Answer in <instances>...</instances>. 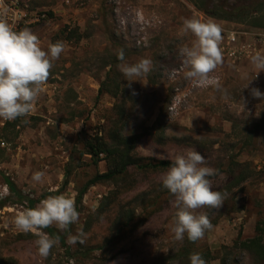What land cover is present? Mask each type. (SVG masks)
<instances>
[{"label": "rangeland", "instance_id": "374dc122", "mask_svg": "<svg viewBox=\"0 0 264 264\" xmlns=\"http://www.w3.org/2000/svg\"><path fill=\"white\" fill-rule=\"evenodd\" d=\"M20 1L28 11L46 14L44 21L22 28H30L45 50L63 41L65 51L54 62L29 123L0 119V200L10 198L0 209V264H179L176 256L185 246L208 256L207 264H264L240 245L264 222V100L250 94L256 77L264 93V71L256 74L250 60L223 59L214 71L221 88H194L184 78L179 55L194 39L181 34L182 18L195 16L242 32L264 30L213 19L197 8V0H120L117 13L103 5L72 13L57 0ZM202 1L215 5L222 0ZM138 12L141 21L135 19ZM121 49L128 64L141 58L153 62L150 73L131 87L118 69ZM109 70L107 84L119 88L116 99L98 93ZM117 105L124 110L120 121ZM113 128L123 137L139 136L132 154L142 164L170 161L169 156L194 148L218 170L210 179L214 190L227 196L219 209L198 210L213 225L202 240H175L174 198L160 180L167 170L132 168L123 182L90 187L77 202L85 183L106 170L104 155H85V146L96 138L112 145L107 132ZM37 171L45 172L41 182L32 180ZM1 175L29 198L57 192L75 201L78 222L67 231L52 225L66 234L64 246L58 243L47 258L39 256L37 237L13 224L25 208L9 194ZM124 212L131 221L117 224ZM79 228L87 234L86 243L70 245L69 234Z\"/></svg>", "mask_w": 264, "mask_h": 264}, {"label": "clouds", "instance_id": "9594fccd", "mask_svg": "<svg viewBox=\"0 0 264 264\" xmlns=\"http://www.w3.org/2000/svg\"><path fill=\"white\" fill-rule=\"evenodd\" d=\"M8 9L0 10V119L14 121L29 117L34 111L44 85L47 83L54 62L65 51L63 41L49 43L47 50L41 46L39 37L30 28L16 30L6 19ZM191 34L194 39L190 46L179 49L184 66V78L194 86L221 88L219 78L212 75L218 65L223 62L220 48L222 28L214 21H202L198 17L182 18L181 34ZM119 71L131 82L140 80L152 70L153 62L148 58L128 64L124 62L125 54L121 49L117 52ZM250 63L258 74L264 71V55L256 54ZM249 83L244 88H248ZM135 94V93H133ZM250 94L264 100V93L258 88H251ZM157 158H160L157 154ZM171 163L167 171L162 173L160 180L165 189L174 198L171 206L175 211L174 225L171 232L177 241L185 236L190 242L202 240L205 233L213 225L205 212L199 209H219L226 199L227 193L214 190L211 177L218 175V170L209 166L204 155L194 148L187 149L183 154L169 156ZM45 172L33 173L32 180L41 182ZM79 213L75 201L64 195H49L42 199L34 208H25L16 213L13 224L23 233H32L37 239L35 246L40 257L47 258L58 238L45 233L43 229L55 225L61 231L77 223ZM87 234L83 228L77 234H69L70 245L84 244ZM190 264H207L198 252L190 253Z\"/></svg>", "mask_w": 264, "mask_h": 264}, {"label": "trees", "instance_id": "16d2710c", "mask_svg": "<svg viewBox=\"0 0 264 264\" xmlns=\"http://www.w3.org/2000/svg\"><path fill=\"white\" fill-rule=\"evenodd\" d=\"M197 1L198 4L195 3L197 8L201 9L205 15L213 19L246 25L257 30H264V0H233V3H229L228 1L230 0H222L215 5H211V2L204 4L202 0ZM109 74L110 70L106 73L105 80L100 83L98 93L109 94L116 99L119 94V88L116 84L113 85L112 88H110V84H107ZM115 109L118 120H122L124 110L118 105L115 106ZM107 133L112 141V145H108L102 139L96 138L95 144L88 143L85 146V152H83L85 155L95 157V159L98 158L100 154L104 155L103 159L106 163V170L103 173H95V175L85 183L77 196V202L80 201L81 196L90 187L107 182H123L132 168L160 172L166 171L170 166L171 161L168 160H154L151 161L152 163L142 164V160L133 156V147L139 136L123 137L117 128H113ZM1 177L9 194L16 197L17 203L24 206V208H34L42 199H45L46 195H50H42L38 199L29 198L23 195L9 178L3 175H1ZM244 178L245 176H242L240 180ZM51 195H58V193L56 192ZM9 201V196L1 199L0 209ZM127 215L128 212H124L117 217V224H120L122 222L120 219L123 220L124 218H126L124 225L131 221L132 218ZM255 229L256 235L249 240L242 241L240 245L245 250L252 252L259 262H264V222L257 224ZM43 231L50 236L58 238L60 245H65L66 234H60L59 231L52 226L43 229ZM193 252L192 246L182 247L176 256V260H178L179 264H190L189 255ZM200 254L204 259L208 257L203 253Z\"/></svg>", "mask_w": 264, "mask_h": 264}, {"label": "built area", "instance_id": "2783aa9c", "mask_svg": "<svg viewBox=\"0 0 264 264\" xmlns=\"http://www.w3.org/2000/svg\"><path fill=\"white\" fill-rule=\"evenodd\" d=\"M62 10L72 13L97 11L100 6H110L117 13L120 9V0H57ZM7 8V21L19 30L24 26L38 24L46 19V14H39L28 11L27 5H23L20 0H0V10ZM135 19L141 21L140 13L135 14ZM205 21V20H204ZM124 29V20L118 22ZM140 24H143L141 22ZM222 28V41L220 48L223 52V59L230 63H238L244 60H250L253 55H264V31L258 32H242L237 30H229ZM184 66L181 65V70ZM217 76L220 81L218 72L212 73ZM261 80L258 77L250 81V87L258 88ZM194 88L198 87L191 84ZM4 121L3 119H1Z\"/></svg>", "mask_w": 264, "mask_h": 264}]
</instances>
